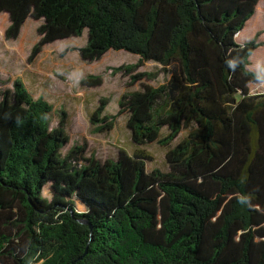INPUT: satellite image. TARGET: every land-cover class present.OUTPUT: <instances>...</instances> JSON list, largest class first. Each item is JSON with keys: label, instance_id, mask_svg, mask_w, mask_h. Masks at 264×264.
Returning a JSON list of instances; mask_svg holds the SVG:
<instances>
[{"label": "trees", "instance_id": "trees-1", "mask_svg": "<svg viewBox=\"0 0 264 264\" xmlns=\"http://www.w3.org/2000/svg\"><path fill=\"white\" fill-rule=\"evenodd\" d=\"M258 1L0 0L7 39L28 17L43 19L28 63L86 29L77 48L84 61L110 49L139 56L114 68L127 86L168 75L124 91L116 114L98 98L88 117L94 130H112L126 112L136 146L104 161L84 156L85 143L62 154L66 113L51 127L52 104L20 78L0 89V264H264V92L249 91L264 71L248 68L264 43L260 31L235 39ZM146 61L160 68L138 71ZM101 83L100 75L80 79ZM183 129L165 153L168 169L147 171L153 158L140 146H168Z\"/></svg>", "mask_w": 264, "mask_h": 264}, {"label": "rangeland", "instance_id": "rangeland-1", "mask_svg": "<svg viewBox=\"0 0 264 264\" xmlns=\"http://www.w3.org/2000/svg\"><path fill=\"white\" fill-rule=\"evenodd\" d=\"M43 19L28 17L23 23L19 35L15 39H7L4 31L9 24L8 14L0 13V80L7 81L0 85V89L11 88L12 81L20 78L33 97L42 96L53 106L50 115V126H55L59 119L60 109L66 113V132L69 141L62 147L65 154L72 146L85 143L84 156L94 153L100 161L116 159L118 149L124 148L132 152L136 147L130 138V131L126 126L128 114H117L112 130L96 132L89 122V114L97 104L99 97H108L109 103L105 113L116 114L119 106L118 99L124 91H133L141 88L142 83L158 86L168 79V75L157 72L153 80L143 78L130 86L129 78L114 68L123 64L135 63L139 56L125 50L110 49L101 58L94 61L81 59L77 48L82 47L87 40V30L81 36H72L58 39L43 46L40 53L32 63L27 62V56L33 44L38 40L36 29ZM260 31L256 39L264 43V0H259L255 12L239 32L236 41L246 42ZM260 67L258 68V64ZM160 64L146 61L138 71L154 72ZM248 68L252 71H264V44L258 46L249 57ZM87 75H100L102 83L98 86H83L80 79ZM251 93L264 92V81L251 82ZM166 129L162 128L160 136L165 135ZM187 133L182 130L178 137L168 146L151 142L140 146L147 151L152 160L146 162V170L158 168L161 171L168 169L165 153L167 149L176 144ZM43 196L51 197L50 183L43 187ZM74 200L76 210L85 211V207Z\"/></svg>", "mask_w": 264, "mask_h": 264}, {"label": "crops", "instance_id": "crops-1", "mask_svg": "<svg viewBox=\"0 0 264 264\" xmlns=\"http://www.w3.org/2000/svg\"><path fill=\"white\" fill-rule=\"evenodd\" d=\"M236 37H237V36H236ZM236 37H235V38H236ZM257 64H258V63H257ZM260 65H261V64H260ZM260 65H259V64L257 65V66H258V68L260 67Z\"/></svg>", "mask_w": 264, "mask_h": 264}, {"label": "water", "instance_id": "water-1", "mask_svg": "<svg viewBox=\"0 0 264 264\" xmlns=\"http://www.w3.org/2000/svg\"><path fill=\"white\" fill-rule=\"evenodd\" d=\"M84 222V221H83Z\"/></svg>", "mask_w": 264, "mask_h": 264}]
</instances>
